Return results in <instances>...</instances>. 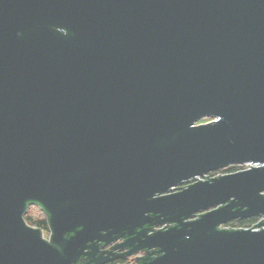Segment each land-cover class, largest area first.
I'll return each instance as SVG.
<instances>
[{
  "label": "water",
  "instance_id": "obj_1",
  "mask_svg": "<svg viewBox=\"0 0 264 264\" xmlns=\"http://www.w3.org/2000/svg\"><path fill=\"white\" fill-rule=\"evenodd\" d=\"M253 216L264 0H0V264H86L96 233L143 223L163 225L143 264H264V220L220 227Z\"/></svg>",
  "mask_w": 264,
  "mask_h": 264
},
{
  "label": "flooded vegetation",
  "instance_id": "obj_2",
  "mask_svg": "<svg viewBox=\"0 0 264 264\" xmlns=\"http://www.w3.org/2000/svg\"><path fill=\"white\" fill-rule=\"evenodd\" d=\"M213 120H214V117H203L197 123H207ZM233 166H238V169L234 171L224 172V170L229 169L230 167H233ZM248 166L249 165H246V164L232 165L227 168L211 171L207 173L202 179H207V178L220 176V175L227 174V173L244 170L248 168ZM194 181L195 179L181 182L177 188L178 189L184 188L185 186L189 185L190 183ZM30 206H37V205L35 203H30L28 207ZM41 212L43 213L44 218L46 219V214L42 210ZM262 220H264V216H253V217H248L244 219H233L225 224H221L220 227L230 228V229L251 228V227H254L258 222ZM135 221L137 223H141V220L140 221L135 220ZM254 223L256 224L252 226V224ZM170 225L172 224H169V226ZM162 227L163 225H158V224L149 225V224L143 223L141 227H128V225H125L122 229L118 230L115 233L110 232L111 229L96 233L94 235L96 236V238L87 242V245H89V247H86L83 250V254H81L78 257L77 262L86 263V264H143V263H149L150 261L154 260L160 255L159 248L158 247L141 248L140 246L142 244V236L139 235V233L142 231V229H146L147 231L145 232V235H149V234L154 233L156 230ZM42 232L46 233L44 231ZM46 234L49 235V231ZM70 235L71 233H66L67 237H69Z\"/></svg>",
  "mask_w": 264,
  "mask_h": 264
},
{
  "label": "trees",
  "instance_id": "obj_3",
  "mask_svg": "<svg viewBox=\"0 0 264 264\" xmlns=\"http://www.w3.org/2000/svg\"><path fill=\"white\" fill-rule=\"evenodd\" d=\"M236 169H238V166H233V167H230L229 169L224 170V172L225 171H234ZM24 218H25L26 222H28L30 225L35 226V227H39L40 229H42V231L48 233V231H49L48 225H47V221L44 217L32 218L31 216L24 215Z\"/></svg>",
  "mask_w": 264,
  "mask_h": 264
},
{
  "label": "rangeland",
  "instance_id": "obj_4",
  "mask_svg": "<svg viewBox=\"0 0 264 264\" xmlns=\"http://www.w3.org/2000/svg\"><path fill=\"white\" fill-rule=\"evenodd\" d=\"M223 171V170H222ZM25 215L31 216L32 218H42L44 217L43 213L37 206L28 207ZM43 237L48 238V234L42 233Z\"/></svg>",
  "mask_w": 264,
  "mask_h": 264
},
{
  "label": "built area",
  "instance_id": "obj_5",
  "mask_svg": "<svg viewBox=\"0 0 264 264\" xmlns=\"http://www.w3.org/2000/svg\"><path fill=\"white\" fill-rule=\"evenodd\" d=\"M257 222H258V221H257ZM257 222H256V223H257ZM254 224H255V223H254ZM254 224H252V226H253Z\"/></svg>",
  "mask_w": 264,
  "mask_h": 264
}]
</instances>
